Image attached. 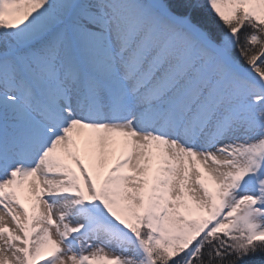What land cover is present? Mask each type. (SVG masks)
<instances>
[{"label": "snow or ice", "instance_id": "6c2138e0", "mask_svg": "<svg viewBox=\"0 0 264 264\" xmlns=\"http://www.w3.org/2000/svg\"><path fill=\"white\" fill-rule=\"evenodd\" d=\"M0 264H264V0H0Z\"/></svg>", "mask_w": 264, "mask_h": 264}]
</instances>
